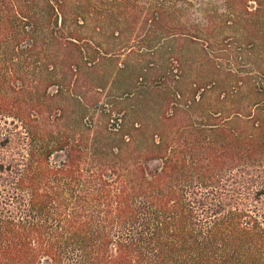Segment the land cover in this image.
I'll list each match as a JSON object with an SVG mask.
<instances>
[{
  "label": "trees",
  "instance_id": "16d2710c",
  "mask_svg": "<svg viewBox=\"0 0 264 264\" xmlns=\"http://www.w3.org/2000/svg\"><path fill=\"white\" fill-rule=\"evenodd\" d=\"M138 1L0 0V264H264V81L85 114Z\"/></svg>",
  "mask_w": 264,
  "mask_h": 264
},
{
  "label": "rangeland",
  "instance_id": "374dc122",
  "mask_svg": "<svg viewBox=\"0 0 264 264\" xmlns=\"http://www.w3.org/2000/svg\"><path fill=\"white\" fill-rule=\"evenodd\" d=\"M243 3L244 0H139L137 10H129L124 18H118L114 9L107 33L118 28L123 40L113 41L118 46L112 49L108 62L104 60L94 70L100 76L124 70L116 71L111 78L114 91L107 88L93 92L95 100L88 106L86 116L99 121L97 116L106 105L105 113L110 110V115L101 121L109 120L113 125L127 106L142 104L138 110L142 117L137 119L148 121L153 107L162 112L173 93L190 97L192 85L214 82L218 84L215 93H220L227 90L223 78L264 81V0L260 7L253 2ZM244 6L250 15L243 12ZM150 8L159 9L158 16L151 13L146 18ZM256 8L259 11L254 14ZM93 77L88 78L89 89L104 83V77ZM85 92L82 89L80 96ZM204 97H208L207 93ZM152 127L156 128L155 122Z\"/></svg>",
  "mask_w": 264,
  "mask_h": 264
}]
</instances>
